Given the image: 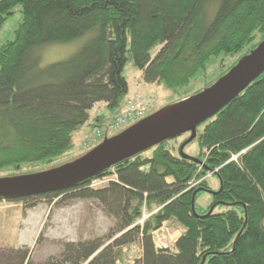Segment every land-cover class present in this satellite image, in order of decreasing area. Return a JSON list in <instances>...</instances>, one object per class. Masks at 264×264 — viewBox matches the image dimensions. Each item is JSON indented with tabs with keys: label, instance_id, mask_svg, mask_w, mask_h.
Returning <instances> with one entry per match:
<instances>
[{
	"label": "trees",
	"instance_id": "16d2710c",
	"mask_svg": "<svg viewBox=\"0 0 264 264\" xmlns=\"http://www.w3.org/2000/svg\"><path fill=\"white\" fill-rule=\"evenodd\" d=\"M17 4L21 22L0 46V169L48 163L71 149L97 102L116 116L129 90L122 75L129 59L144 83L177 91L211 56L239 52L256 34L251 50L264 40V0H0V27ZM85 33L91 36L69 58L38 66V46ZM103 121L99 115L93 126ZM195 138L197 160L175 155L165 140L71 185L6 198H92L116 225L110 242H66L43 262L25 246L1 249L0 264H127L125 248L136 242L141 252L132 264H264V71L199 124ZM214 169L219 188L199 212L196 197L209 187L190 182ZM169 220L183 232L174 250H159L153 232Z\"/></svg>",
	"mask_w": 264,
	"mask_h": 264
},
{
	"label": "rangeland",
	"instance_id": "374dc122",
	"mask_svg": "<svg viewBox=\"0 0 264 264\" xmlns=\"http://www.w3.org/2000/svg\"><path fill=\"white\" fill-rule=\"evenodd\" d=\"M21 6L15 5L13 13L6 18L0 27V46L14 38V32L21 22ZM90 33L67 42H51L38 46L35 55L38 57V66L45 67L50 63L65 60L76 52L90 37ZM259 35L236 53L220 52L211 56L194 79L183 89L172 91L163 85L147 84L141 79V71L129 59L123 67L122 75L128 83V94L125 97H132L139 94L148 104L145 116L157 111L170 103L193 96L209 87L239 60L246 56L249 50L258 42ZM159 46L152 47L151 55H155ZM90 118L74 132L73 147L59 155L48 163H25L19 168H2L0 177H13L37 173L63 166L74 162L88 154L105 139H109L131 125L116 129L111 133L104 130L107 123L113 118L111 111L103 102H97L89 111ZM103 116L104 121L100 126H93L97 116ZM144 116V117H145ZM143 117V118H144ZM192 132H186L179 136L167 139V147L175 154L198 159L199 144L197 138L192 137ZM146 151L144 154L149 155ZM111 177V176H110ZM110 177L94 180L92 185L97 187L103 185ZM206 180L208 190L200 192L196 197V207L199 212L208 209L212 202V193L219 188L217 175H207L198 182ZM31 203H33L32 206ZM222 207H215L220 211ZM147 214H143V218ZM116 220L105 213L103 206L95 199L74 198L58 199L35 197L27 201L0 200V250L6 248H18L25 246L30 249L31 260L43 262L50 257H57L62 251L66 242H77L99 238L104 240L114 229ZM183 232V227L174 220L165 221L153 232L154 243L158 249H172L176 239ZM119 235V234H118ZM111 239L105 240L110 242ZM138 243H133L125 248V255L128 253L127 264H132L133 258L140 255Z\"/></svg>",
	"mask_w": 264,
	"mask_h": 264
},
{
	"label": "water",
	"instance_id": "95a60500",
	"mask_svg": "<svg viewBox=\"0 0 264 264\" xmlns=\"http://www.w3.org/2000/svg\"><path fill=\"white\" fill-rule=\"evenodd\" d=\"M263 71L264 40L209 87L185 98L187 105L177 116L134 131L137 121L123 132L105 139L85 156L63 166L27 175L0 177V199L54 191L95 175L116 161L169 138L189 131L195 137L199 124L215 115Z\"/></svg>",
	"mask_w": 264,
	"mask_h": 264
},
{
	"label": "built area",
	"instance_id": "2783aa9c",
	"mask_svg": "<svg viewBox=\"0 0 264 264\" xmlns=\"http://www.w3.org/2000/svg\"><path fill=\"white\" fill-rule=\"evenodd\" d=\"M148 104L144 101L143 97L139 94H135L132 97L125 99L124 105L119 113L114 116L105 126L104 130L111 133L112 131L122 128L142 119L147 112ZM238 154L231 156L232 160H237ZM217 169L210 170L207 175H212ZM196 182H190V186L195 185ZM264 227V220H263Z\"/></svg>",
	"mask_w": 264,
	"mask_h": 264
},
{
	"label": "bare ground",
	"instance_id": "6f19581e",
	"mask_svg": "<svg viewBox=\"0 0 264 264\" xmlns=\"http://www.w3.org/2000/svg\"><path fill=\"white\" fill-rule=\"evenodd\" d=\"M187 102V99L179 100L160 108L156 112L139 120V122L133 127L132 130L135 131L147 127H152L177 116L186 107Z\"/></svg>",
	"mask_w": 264,
	"mask_h": 264
}]
</instances>
